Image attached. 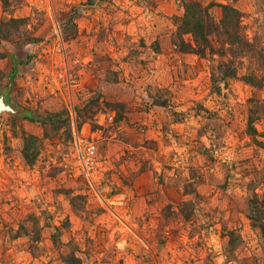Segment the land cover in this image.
I'll list each match as a JSON object with an SVG mask.
<instances>
[{
	"label": "rangeland",
	"instance_id": "obj_1",
	"mask_svg": "<svg viewBox=\"0 0 264 264\" xmlns=\"http://www.w3.org/2000/svg\"><path fill=\"white\" fill-rule=\"evenodd\" d=\"M197 1L215 23L200 51L182 0H0V89L47 115L0 114V264H264V86L220 78L216 5L264 51V0Z\"/></svg>",
	"mask_w": 264,
	"mask_h": 264
},
{
	"label": "trees",
	"instance_id": "obj_2",
	"mask_svg": "<svg viewBox=\"0 0 264 264\" xmlns=\"http://www.w3.org/2000/svg\"><path fill=\"white\" fill-rule=\"evenodd\" d=\"M210 5H203L197 0H182L183 13L180 18L181 23L178 25L179 28H182L185 33L189 32L193 35V40L195 46H190L193 51H200L201 48L211 47L210 45V34L214 31V21L212 20V15L210 12ZM221 9V19L220 25L225 34V41L228 43V50L230 51L232 57L226 61L221 62L220 78L226 77H239L245 83H248L254 87H263L264 86V51L261 47H255V43L249 39L248 36L242 35L241 31V13L240 11L227 3H217L216 4ZM219 21V20H218ZM217 21V22H218ZM4 34L3 38H6ZM2 36L0 37V40ZM224 42V41H222ZM1 44V41H0ZM4 56L3 52L0 51V58ZM246 58L249 62V69L242 75H239L240 64H242L241 59L237 61V58ZM212 81L215 87L217 85L216 79L218 75L212 73ZM1 79V78H0ZM259 103V104H258ZM264 99L261 101L256 99L255 105H251L249 112V121H248V130L250 134H254L256 128L253 125L255 119L259 118L264 114ZM261 111V112H260ZM67 116H68V111ZM65 113V111H64ZM29 120H36L42 123H46L47 115L41 113H29L25 116ZM23 156L27 159L28 162H31L33 156L30 157L27 149H23ZM250 210L249 217L252 221V225L258 227L261 233L264 236V221H259L258 212L261 210L254 204V201L251 199L249 201ZM69 264H74L72 261H68Z\"/></svg>",
	"mask_w": 264,
	"mask_h": 264
},
{
	"label": "built area",
	"instance_id": "obj_3",
	"mask_svg": "<svg viewBox=\"0 0 264 264\" xmlns=\"http://www.w3.org/2000/svg\"><path fill=\"white\" fill-rule=\"evenodd\" d=\"M109 121L113 122L114 117L109 114ZM95 144L93 142H88L84 146L78 144L77 151L78 156L76 158L78 166L81 167L82 172H88L89 169L93 167L94 164V152Z\"/></svg>",
	"mask_w": 264,
	"mask_h": 264
},
{
	"label": "water",
	"instance_id": "obj_4",
	"mask_svg": "<svg viewBox=\"0 0 264 264\" xmlns=\"http://www.w3.org/2000/svg\"><path fill=\"white\" fill-rule=\"evenodd\" d=\"M12 79L9 78L8 85L5 89H0V114H11V115H28L30 112L26 109L13 104L8 94L11 89Z\"/></svg>",
	"mask_w": 264,
	"mask_h": 264
},
{
	"label": "crops",
	"instance_id": "obj_5",
	"mask_svg": "<svg viewBox=\"0 0 264 264\" xmlns=\"http://www.w3.org/2000/svg\"><path fill=\"white\" fill-rule=\"evenodd\" d=\"M182 10H183V6H182Z\"/></svg>",
	"mask_w": 264,
	"mask_h": 264
}]
</instances>
